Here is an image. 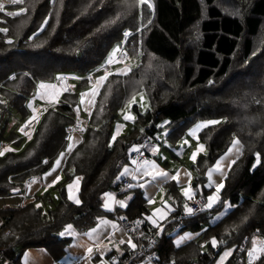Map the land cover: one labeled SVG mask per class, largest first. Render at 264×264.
I'll use <instances>...</instances> for the list:
<instances>
[{
    "label": "trees",
    "instance_id": "obj_1",
    "mask_svg": "<svg viewBox=\"0 0 264 264\" xmlns=\"http://www.w3.org/2000/svg\"><path fill=\"white\" fill-rule=\"evenodd\" d=\"M150 3L151 8L128 7L125 0H23L6 6L14 13L24 9L20 15L0 11V28L8 29L0 32V114L8 112L10 106L26 117L25 101L39 81L52 80L64 72L83 76L75 88L64 91L57 104L42 113L34 135L20 151L0 157V195L14 192L29 178L45 172L63 150L66 127L76 121L78 90L89 83L87 75L114 44L120 43L127 54L141 58L126 75L111 73L102 82L82 138L66 157L64 178L80 177V203L68 200L59 185L60 200L46 214L33 202L2 211L6 222L0 230V264L5 260V264H16L20 251L28 247H43L58 258L65 245L57 235L59 230L68 225L85 230L100 218L118 213V209L114 213L104 210L102 197L119 189L117 175L129 160L130 147L143 137L150 139L163 119H169L166 137L171 142L182 138L197 119H221L198 132L207 153L192 163L195 187L203 183L207 168L236 136L242 153L226 173L214 207L182 219L178 216L185 211L180 205L172 212L170 223L174 225L181 222L185 228L197 230L207 223L203 237L197 235L175 247L164 227L158 235L157 258L145 261L215 264L223 249L232 247L225 264H247L240 257L251 241L264 240V0ZM125 30L130 35H125ZM139 91L146 93L151 105L145 114L137 105L133 107L143 128L136 126L121 134L110 146L112 123ZM16 135L0 131V141L14 140ZM256 153L261 162L253 167ZM165 185L179 200L176 182L170 180ZM197 196L206 198L203 191H195ZM225 201L231 208L212 220V212ZM146 210L144 198L137 195L125 213L129 219H143ZM143 227L148 233L158 231L145 221ZM213 238L217 240L215 247ZM243 241L244 249L237 253ZM203 244L208 246L206 251L201 250ZM131 252H120V258ZM140 261L143 259L130 264ZM254 264H264V253Z\"/></svg>",
    "mask_w": 264,
    "mask_h": 264
},
{
    "label": "rangeland",
    "instance_id": "obj_2",
    "mask_svg": "<svg viewBox=\"0 0 264 264\" xmlns=\"http://www.w3.org/2000/svg\"><path fill=\"white\" fill-rule=\"evenodd\" d=\"M0 3L4 4V13L11 12L8 8H6L7 4H9V0H0ZM128 33V32H125ZM119 46V51H116L115 57L113 59V63L108 64L107 60L110 56V54L113 53V51ZM124 53L127 54L125 48L122 47L120 43H116L113 45V47L110 49L106 57L103 59V61L95 67L92 71L89 72L87 76H91L93 81H89V83L80 88L78 90L79 94V101L78 105L76 107V121L80 122V128L76 130V127H74L77 123L76 121L74 122L73 125H69L66 127V132L68 133V136H71L72 139L69 140L68 145L73 142H75L76 138H80L82 135V131L84 130L85 125L87 124V118L88 115L91 111V108L93 106L96 94L99 90L100 87H96V81L105 75L106 72L108 73H119L121 71H127L128 69H132L140 63V55H124ZM106 65H109V67H106ZM129 72V71H127ZM57 77H67V85L65 86L63 83V79H57ZM83 76L76 73V72H64V73H58L55 75V78L52 80L48 81H39L37 82L34 90L32 93L29 94L25 101V105L28 109V114L26 117H23L22 115L18 114L15 109L12 107H8L9 109L8 112H3L0 114V131L4 133V135H7L11 131H14L17 135L14 137V140L20 141L19 144H14V140H1L0 141V152L8 153V152H18L20 151L26 143L29 141V137H32L34 135V132L36 130V126L38 123V119L42 115V113L49 107L55 106V102L57 101L56 99L60 96V94L63 91H70L71 89L75 88L76 84L78 83L79 79H81ZM46 83V84H54L56 85L55 91L59 93V95L55 98L52 99L50 96H45L43 99L40 98L39 93L44 91L39 89V84L40 83ZM49 92L52 90L49 89ZM93 92H95V95H93ZM85 93L83 97V101L81 100V94ZM135 96V102L132 103L129 106V101L132 100V98L119 110L117 118L114 120L112 123V128H111V134H110V139L108 144L112 145V136L116 135V138L120 136L121 134H125L134 127H139L143 128L138 122L136 121V113L133 109L134 105H137L138 110L140 113L145 114L151 109V105L149 102V99L144 91H139ZM132 96V97H133ZM77 109H79L77 111ZM36 116L38 119L32 120L31 118L33 116ZM125 115L134 117V119H128L125 120L124 117ZM211 120H217L221 121V119H197L189 128L186 129V132L184 136L180 139H178L176 142H171L170 139L166 137V134L169 130V119H163L159 124H158V129L155 132L153 136H150L149 139V146L148 147V152L150 154V159L149 165H155L159 170L166 172L169 174V179H171L172 176H175L177 173H179L178 176V181H176L178 185V191L180 195V199H177V196L174 195V192L172 191L173 195L170 194L167 189L166 185L164 184L166 181L164 177H157L153 179L151 176H146L144 175V170L143 167L146 165H135L131 158L129 157V160L125 162L121 169L118 172L117 177H119L118 180L121 181L122 176L120 175L121 172L124 171V168H128V173L130 176H132L133 179V185L128 188V191L122 195H116L115 190L111 189L107 191L105 194H111L110 196H106L105 194L102 197V207L104 210L109 211V212H115L116 209L118 210H125L128 208V205L125 206V202L127 200H131L137 195H140L144 198L145 205L147 210L143 213L144 219L146 218L149 223V226L152 228L153 231L158 230L161 231L164 227H166L165 230V235L166 236H171L172 243L175 247H178L177 245H182L183 243L187 242L188 240L201 236L203 237L204 231L207 228V223H202L201 228L194 230L191 227H184L183 224H172L170 221L174 220V216L172 215V212L175 210V207L180 205L182 209L184 210V205L187 203L188 204V199L184 197L182 194V189L186 188L189 186V174L191 176V187L195 191H203L205 193V200L207 202V197L211 196L215 193V185L223 183L224 185V180H225V175L230 169L229 165L231 164V161L236 160L242 153V145L240 142V145L237 146V148H233L231 153H229V148L232 147V143L235 139L239 138L236 136L233 138L231 144L227 148L226 151H224L215 161L214 163L207 168L205 171V177L204 181L202 184H197L195 187L193 185L195 177L193 174V169H192V160L190 159L192 153L197 150V147L201 144V142L198 139V132L202 129H199L196 131V135L193 136L191 133L193 130L196 129V126L199 124L206 123L207 121ZM31 121V123H29ZM35 121V122H34ZM33 122V123H32ZM77 124V125H78ZM119 126V134H117V127ZM24 128V131H21V128ZM70 128H72L70 130ZM81 129V130H80ZM83 129V130H82ZM73 130V131H72ZM80 130V131H79ZM75 135H78V137H75ZM78 141V140H77ZM76 141V142H77ZM187 141V143H185ZM240 141V140H239ZM68 145H66L61 152L54 158V160L50 163L49 167L55 166V162L58 158H60V154L64 153L63 159H66L67 154H69L70 151H68ZM12 149L11 151H4V149ZM155 149V150H154ZM129 152H132V148L130 147ZM207 153V149L204 148L203 154ZM3 154V155H4ZM199 154V153H198ZM3 155H0L2 157ZM223 158V159H221ZM60 161V163H61ZM218 161H221V170L216 171L215 170V165L217 164ZM256 155L253 161V167L256 166ZM64 166L63 164L59 165ZM48 167V168H49ZM148 167V166H147ZM47 168V169H48ZM212 169V174L211 177H209L208 172L209 170ZM143 170L142 172H140ZM149 171H151V167L148 168ZM124 176V175H123ZM131 178V177H130ZM57 180V179H56ZM55 180V181H56ZM172 180V179H171ZM212 183L211 187H208L209 183ZM60 186L65 191V195L68 200L71 202H75V199H78L80 201V198H78L79 194V189H80V183L79 187L77 189V198L75 199H69V193L65 190V185H67L69 182H67L64 177L62 176L61 181L59 182ZM59 183H53V184H48L43 192H47L49 194V197L51 200L45 199L44 201H35L34 203L41 205V210L43 214H46L48 208H51L58 200H59V191H60V186L58 187L57 184ZM71 184V183H70ZM69 184V185H70ZM140 185H144L141 187ZM68 188V186H67ZM222 190V189H221ZM221 192V191H220ZM110 198V199H109ZM219 198H220V193H219ZM152 201V202H149ZM121 202H123V206L121 205ZM107 203L108 207L106 208L104 205ZM218 203V202H217ZM216 203V204H217ZM214 204V206L216 205ZM213 206V207H214ZM231 208V205L229 202L225 201L222 202L221 208L218 210H215L212 212V220H217L223 213L228 211ZM156 209H161L162 212L164 213L163 216L159 212H156ZM185 211V210H184ZM115 212L113 215L109 217H103L105 221H111L114 222H119L120 225V220L119 217L116 216ZM155 213V214H154ZM149 217L151 219H149ZM155 221L156 224L154 225L152 221ZM170 223V224H169ZM167 225V226H165ZM94 226V225H93ZM92 226V227H93ZM66 228V227H65ZM65 228H62L57 232V235L62 237L61 233L65 231ZM120 231L116 232L114 229H110L109 232H107L103 237L102 241H107L109 243V247L102 246L97 252L98 258L96 264H113L112 262H109L108 259L106 258V253L109 251L110 248H114L115 250H118V241L120 240V235L124 237H130L129 231L123 229L121 230V226L119 228ZM113 236V239L109 238L110 236ZM183 238V239H182ZM258 242L263 241V238H256L255 239ZM210 242V239L209 241ZM208 246L206 244L202 245V251H206ZM252 249V245L249 246L246 250V254L244 255V258L242 261L246 262V256L248 251ZM225 252H230L232 253V247H226L223 249L219 257L216 259L215 264H222L223 262L226 261L227 258L231 256V254L227 257H224ZM76 253V252H75ZM64 254V252H63ZM62 254V255H63ZM261 255V253H257ZM61 255V256H62ZM60 256V257H61ZM68 256H65L64 258H60L58 260L60 264H68L66 259ZM224 257L222 260L221 258ZM82 259L81 261H83ZM144 260V259H143ZM80 261V262H81ZM79 262V263H80ZM146 262V261H143ZM247 263V262H246ZM81 264H84L82 262ZM248 264V263H247Z\"/></svg>",
    "mask_w": 264,
    "mask_h": 264
},
{
    "label": "crops",
    "instance_id": "obj_3",
    "mask_svg": "<svg viewBox=\"0 0 264 264\" xmlns=\"http://www.w3.org/2000/svg\"><path fill=\"white\" fill-rule=\"evenodd\" d=\"M106 67H109V65H106ZM89 79H91V81H93L92 80L93 78L91 76L89 77ZM67 80H68L67 77L63 78V83L65 86L67 85ZM61 94H60V96H61ZM60 96L56 99L57 101L55 102V104H57ZM76 123H80V122L76 121ZM75 137H78V135H75ZM81 138H82V136L80 138L79 137L76 138L75 142L72 143L73 147L81 140ZM68 142H69V140L67 139L66 145H68ZM149 144H150V142L148 143L147 146H149ZM201 144H203V143L201 142ZM73 147H72V149H73ZM204 148H205V146H204ZM147 150H148V147H147ZM203 152H204V149H203V151L199 152L197 157L200 155H203ZM65 160L66 159H63V161H61L60 164L65 163ZM142 165H144V164H142ZM150 167H151V164L146 165L145 167H143V170H145V168L148 169ZM52 169H53V167L51 168V166H50L42 174L29 178L26 183H24L23 185H21L17 189L18 191H14V192H11V193L5 194V195H0V230L6 222V216L2 215V211L8 210V209H16V208L22 207V206H24L30 202L34 203L35 201H39V200L44 201L45 199L51 200V198L49 197L48 191L43 192L44 189L46 187H48L47 186L48 184H53V181H55L57 179V177H59V180L57 181V183H59L61 181L62 176L64 177L63 166L56 167L55 171H52ZM143 170H141L140 172H142ZM49 172H51V174L45 176V174L49 173ZM123 177H131V179H132V176H130L129 174H125L124 176H122V178ZM170 180L171 179H169V178H165L164 181L168 182ZM66 181L69 183L67 185H65V190L67 191V193H69V188H67V186H69V184L71 183L70 184V185H72L71 194L75 198H77V189L79 187V183L81 184L80 177L75 176L71 180H66ZM132 181H133V179H132ZM172 181H175V180H172ZM59 185H60V183L57 184L58 187H59ZM116 195L118 196L117 192H116ZM78 198H79V194H78ZM59 200H60V193H59ZM131 200H127V202L124 203L125 206L128 205V207H129ZM34 205H37V202H36V204L34 203ZM123 215L126 216L125 210H120L118 213H116V216L119 217V220H120V217ZM143 220L148 225L150 224L146 218L144 219V217H143ZM179 223L182 224L181 222H179ZM93 225L89 226L85 230H79V229L72 227L69 230L68 234L62 235V237L60 236L61 239L65 240L64 251H63L64 254L62 253L63 255L61 254L62 255V256L60 255L61 257L59 256L58 258H53L49 254V252L43 247H28V248H24L20 251L19 260L16 264H60V263H58L59 262L58 260H60V258H64L65 256H68V258L66 257L67 258L66 261L68 264H81L82 262H84V264H96V262H97L96 260L98 258V254L96 251H98L102 246H105V247L108 246L109 247V243L107 241L103 242L101 240L102 237L107 232H109L110 229H114V230H116V232H119L120 230L117 228H119L121 225H119V222L117 223L114 221H111L109 223V221H105L103 218H100L99 220H97ZM114 225H115V227H114ZM92 229H96V231L92 232L91 231ZM121 230H123L122 227H121ZM164 230H166V228H164ZM89 233H91V235H89ZM129 234H130L129 235L130 237H124V236L120 235V238H119L120 240L118 241L119 249L115 250L114 248H110L109 251L106 253V258L108 256V254L113 252V251L116 252L117 254H119L120 252H124V250H126V249H130V250L133 249L126 243V241L131 239L133 241V243L137 244V239L134 237V235L131 232ZM121 241H125V243H121ZM88 248H92L91 253L88 252ZM0 259H1V256H0ZM82 259H84V260L81 261ZM227 260H228V258L226 259V261ZM6 261L7 260L3 261L1 264H5ZM143 261H145V260H143ZM143 261H140L137 264H150L149 262H143Z\"/></svg>",
    "mask_w": 264,
    "mask_h": 264
},
{
    "label": "snow or ice",
    "instance_id": "obj_4",
    "mask_svg": "<svg viewBox=\"0 0 264 264\" xmlns=\"http://www.w3.org/2000/svg\"><path fill=\"white\" fill-rule=\"evenodd\" d=\"M22 2H23V0H9V3H11L12 5H16V4L22 3ZM125 3L127 4L128 7H134L136 5H139V6L147 5L149 8L152 7V5L150 3V0H133L132 3H128V0H125ZM4 7H5L4 4L3 3H0V11H3L4 10ZM23 11H24V9H21L20 12H16V13H14V12H7V15L8 16H17V15L22 14ZM46 23H47V20H45V24ZM7 31H8V29H6V28H0V32H7ZM125 35H130V33H125ZM8 43H12V41L9 40ZM116 51H119V46H117V48L113 51V53L110 54V56H109V58L107 60V63L108 64L113 63V59L115 57ZM124 55H127V54L124 53ZM127 71H130V69H128ZM127 71H121V72H119L117 74L126 75L127 74ZM109 75H110V73L106 72L104 76L100 77L96 81V87L102 86V82L106 81L108 79V76ZM57 79L59 80V79H63V78L62 77H57ZM38 87H39V89L44 90V91H42V92L39 93L41 99H43L45 96H50L52 99H55L59 95V93L55 91V89H56L57 86L54 85V84H46V83H43L42 82V83L39 84ZM49 89H51L52 91L49 92L48 91ZM84 95H86V94L85 93H82L81 94V100L82 101H83ZM93 95H95V92H93ZM134 102H135V96H133L132 97V100L129 101V106L132 103H134ZM0 103H3V101H0ZM78 110L79 109H77V111ZM31 119L32 120H37L38 118L34 115ZM124 119L125 120L134 119V117H130V116L125 115ZM29 123H31V121H29ZM218 123H220V121L211 120V121H207L206 123L199 124V125L196 126V129L193 130L191 134L193 136H195L197 130H199V129L203 128V127H207L208 125H214V124H218ZM21 131L22 132L24 131V128L23 127L21 128ZM141 131H143V129ZM117 134H119V126L117 127ZM29 138H31V137H29ZM67 139L68 140H71L72 137L69 136V137H67ZM115 140H116V135H113L112 136V141L114 142ZM185 143H187V141H185ZM239 145H240V141L238 139H235L233 141V143H232V147L229 148V150H228L229 153H231V151H232L233 148H237V146H239ZM72 147H73V145L70 143L68 145V151H71L72 150ZM203 149H204V145L203 144H200L199 147L197 148V150L192 153L190 159L193 162H195L197 160L198 153L200 151H203ZM11 150L12 149H8V148L4 149V151H11ZM132 151L137 152V151H139V148L133 146ZM3 154H4L3 152H0V155H3ZM255 155H256V163L259 164L261 162L260 154L259 153H256ZM63 156H64V153H61L60 154V158H58L56 160L55 166L53 167L52 171H55L56 170V167H59L60 161L63 158ZM221 159H223V158H221ZM45 163H47V161H45ZM133 163H136V161H133ZM143 163H144V165H149V161H147V160H145ZM235 163H236L235 160L231 161V164L229 165V167H231V165L232 164H235ZM151 169L152 170L149 171L147 168H145L144 175L151 176L153 179H155L157 177H164V178H168L169 177V174L168 173L159 170L154 164L151 165ZM215 170L216 171H220L221 170V161H218L217 162V164L215 165ZM212 171H213L212 169L209 170V172H208L209 177H211ZM127 173H128V168L125 167L124 168V171L121 172L120 175L123 176V175H125ZM50 174H51V172L46 173L45 176L50 175ZM178 176H179V173H177L175 176H172L171 179L179 182L178 181ZM117 178L119 179V177H117ZM58 180H59V177H57V180L56 181H53V183H56ZM190 180H191V176L189 174V186L182 189V194L188 200H192L194 198V190L191 187ZM140 186L143 187L144 185H140ZM207 186L208 187H211L212 186V183L210 182L209 185H207ZM223 187H224L223 183H220V184L215 185V193L213 195L207 197V202L202 207L207 208V209H211L214 206V204H216L217 202H219V199H220L219 198V193H220V191H221V189ZM68 188H69V199H75V197L71 194L72 185H69ZM13 191H18V190L14 189ZM105 195L106 196H110L111 194H105ZM75 202L77 204L80 203V201L78 199H75ZM149 202H152V201H149ZM121 205L123 206V202H121ZM104 206L107 208L108 207L107 203H105ZM36 207L37 208H40L41 205L37 204ZM184 210H185V213L188 214V215H192L194 213V209L191 208V207H189L187 203L184 205ZM156 212H159L161 214V216L164 215V213L162 212L161 209H156ZM149 219H151V218L149 217ZM136 223L139 224V223H142V221H137ZM152 223L154 225L156 224V222L154 220L152 221ZM114 227H115V225H114ZM71 228H72V225H68L66 227L65 231L61 233V235L68 234V232H69V230ZM91 231L92 232H95L96 229H92ZM89 235H91V233H89ZM121 243H125V241H121ZM126 243L131 248H133V249H135L137 247V245L135 243H133V241L131 239H129L128 241H126ZM211 243H212L213 247H215L217 245L216 238H213L212 241H211ZM251 243H252V249L250 251H248L247 255L249 256L250 260L251 259H260V255H258L257 253L258 252L259 253H264V242H261L260 243L259 248H257V241L255 239L252 240ZM177 246H179V245H177ZM91 251H92V248H88V252L91 253ZM230 254H231L230 252H225L224 253V257H227ZM224 257H222L221 259L223 260ZM173 264H175V262H173Z\"/></svg>",
    "mask_w": 264,
    "mask_h": 264
},
{
    "label": "built area",
    "instance_id": "obj_5",
    "mask_svg": "<svg viewBox=\"0 0 264 264\" xmlns=\"http://www.w3.org/2000/svg\"><path fill=\"white\" fill-rule=\"evenodd\" d=\"M125 32H128V30H125ZM77 124L74 126L76 127V130H78L81 127L80 124L78 125ZM71 129L72 128H70V130ZM148 143H149V138L143 137L140 141L134 143L131 146V148H133V146L139 148V151L137 152L132 151L130 154L131 160L136 161V163H134L135 165L144 164L143 162L145 160L148 161L150 159L151 156L147 151ZM132 185H133V181L130 177H123L120 181V187L116 191L117 194L119 195L122 190H127ZM205 203L206 200L203 196H197L194 197L192 200L188 201V206L194 209V213L204 212L207 210V208L202 207ZM187 215L188 214L186 213L180 214L178 218L182 219ZM137 221H142V223L137 224L136 223ZM120 225L123 229L134 234V236L138 240L136 244L137 247L135 249H132L131 255L125 257L124 259H121L120 255L117 254L116 252H111L107 257L109 262H112L114 264H130L132 261L139 258L147 260L149 262H152L157 258V241L160 231H157L155 233L146 232V230L143 227L144 220L141 217H137V216L134 219H129L124 215L121 216ZM109 238L113 239V236L111 235ZM261 242H264V240L257 243V248H259ZM243 249H244V241L239 245L237 253H240ZM243 258L244 256L240 257V260H243ZM245 260L248 264H254L256 259L250 260L249 256L247 255ZM222 264H225V262Z\"/></svg>",
    "mask_w": 264,
    "mask_h": 264
}]
</instances>
